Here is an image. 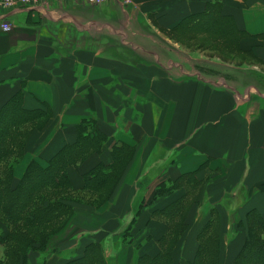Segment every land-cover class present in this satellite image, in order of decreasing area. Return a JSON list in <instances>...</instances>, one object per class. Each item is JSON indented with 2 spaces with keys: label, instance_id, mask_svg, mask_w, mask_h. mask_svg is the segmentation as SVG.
Returning <instances> with one entry per match:
<instances>
[{
  "label": "crops",
  "instance_id": "0c3cea01",
  "mask_svg": "<svg viewBox=\"0 0 264 264\" xmlns=\"http://www.w3.org/2000/svg\"><path fill=\"white\" fill-rule=\"evenodd\" d=\"M210 2L245 33L238 48L257 60L252 76L264 74V0H131L130 4L113 0L105 5L66 1L12 11L7 16L11 31L0 26V110L18 97L26 111L52 112L29 136L14 169L15 183L31 162L45 168L65 145L75 143L77 125L92 116L109 140L101 154H92L68 169L74 190L83 188L82 175L100 163L112 162L114 145L135 149L121 182L126 194L117 193L124 202L120 212V196L103 207L115 203L109 213L81 205L90 211L85 214L101 216L90 226L95 232L88 236L99 235V240L92 241L112 235L113 242L119 235L109 228L116 223L114 230H122L120 221L131 206L145 205L136 232L150 228L146 234L152 237L150 242L137 239L124 244L114 256L107 253L106 264H137L143 253L159 252L156 241L166 225L162 217L152 215L186 190L154 199L155 192L160 184L187 174L197 173L205 182L204 198L203 194L200 198L203 208L190 213L195 215L194 223H206L208 206H218L221 198L229 197L235 202L233 207H238V217L245 220L247 212L255 210L264 218V79L246 85L225 77L231 86L226 87L214 84L215 79L179 77L175 69L174 73L160 62L145 59L146 47H155L157 33H173L184 19L208 13ZM75 220L80 222L78 216ZM226 228L222 264H232L246 231L242 229L228 241L229 225ZM101 233L106 234L100 237ZM195 236L191 234L181 246L180 261L193 260ZM91 242L79 245V254Z\"/></svg>",
  "mask_w": 264,
  "mask_h": 264
},
{
  "label": "trees",
  "instance_id": "16d2710c",
  "mask_svg": "<svg viewBox=\"0 0 264 264\" xmlns=\"http://www.w3.org/2000/svg\"><path fill=\"white\" fill-rule=\"evenodd\" d=\"M209 6L208 13L184 19L174 32L180 28H187L195 34L199 29L193 31V22H207L214 25V33L217 36L231 37L230 49L233 47L240 52L239 43L233 42L245 36V33L236 27L233 19H224L220 15L216 3L210 2ZM212 18V21H208ZM20 104V99L15 97L0 110V219L10 229L7 235H3L0 226V244L6 245L5 255L0 259V264H29V258L34 252L50 251V241L70 227L76 217L77 207L83 203L78 198L71 200L70 194L75 195V192L79 191L74 190L68 169L78 167L92 154H101L109 140L97 127L95 116L84 119L77 125L75 143L65 145L45 168L31 162L22 179L13 186L14 169L23 157L29 136L43 126L45 115L49 112L50 116L52 114L51 111H26ZM134 154L135 149L131 146L114 145L110 150L112 158L110 164L100 163L82 175L84 184L79 193L87 196L97 194L100 197V203H96L93 208L97 209L99 205L112 200ZM204 184L205 182L197 177V173H193L184 175L175 182L162 183L158 186L154 199L183 188H186V193L171 205L153 213V218L162 217L166 231L156 241L159 252L154 255L143 253L137 264H222L226 227L229 224L231 225L228 241L242 229L246 231L244 244L232 264H264V218L255 210L248 211L243 220L236 215L238 207H233L235 202L229 199L230 197L223 200L221 198L220 205L212 204L207 208L210 209L208 213L210 218L206 223L201 224V221L194 223L191 220L195 216H190L191 211L197 209L200 211L202 207L200 198L202 194L204 198ZM55 194L59 198H53ZM143 204L142 202L137 207L131 206L120 221L121 233L124 231V234H121L116 242H113L112 235H108L102 241H92L84 247L80 256H77L80 246L76 245L77 247H72L68 253L65 251L67 262L64 264H106L107 253L114 256V251L119 250L122 245L134 244L137 239L138 242L143 240L145 230L136 232L139 230L137 222L145 206ZM220 211L226 218L224 226L222 223L224 217ZM234 224L236 228L231 230ZM91 225L93 224L90 222H80L84 229L80 234H92L89 231L92 229ZM50 226L55 230H50ZM191 234H196L197 247L193 260L185 263L177 258L176 250H180ZM151 238L147 237L148 240Z\"/></svg>",
  "mask_w": 264,
  "mask_h": 264
},
{
  "label": "rangeland",
  "instance_id": "374dc122",
  "mask_svg": "<svg viewBox=\"0 0 264 264\" xmlns=\"http://www.w3.org/2000/svg\"><path fill=\"white\" fill-rule=\"evenodd\" d=\"M212 20L213 18L209 19L208 21H212ZM197 25H198V28H197ZM213 26H214L213 24H210L207 22H198V23L193 22V31H195L196 29H199V31H197L195 34L190 32L189 29L187 28H184V29L180 28L173 33L162 31L160 32L161 35L157 33V35H155L153 38V40L156 41V45L155 47H146L147 54H146L145 59L148 61L150 59V60H153L154 62H160L161 65L169 68V70L174 71L175 69L179 77L188 78L186 76L192 75L191 78L199 77V79L208 80V82H210V80L215 79L214 81H212L214 82V84H218V85L226 86V87L230 85L227 84L226 81H229V80L225 79V77H231V78L235 77L236 80H243L244 83H247L246 85H248L250 81L255 82L256 79L258 78L264 79V74H261V73H258L259 76L257 75V78L252 76V73H256L255 72L256 68H254L253 65H256V66L259 65L256 62L257 60H255L253 54L251 52L241 53L239 51H236L233 47L232 49H230L231 48L230 47L231 37L226 36L225 38H221L217 36V34L214 33ZM205 30H207V32H204ZM242 38L243 36L240 39L239 38L235 39L233 43L234 44L239 43V40H241ZM167 39H170V41ZM257 71L263 72L261 71V68L259 67ZM208 72L211 75H209ZM154 174L155 173L153 172L152 174L148 175L150 177V180L153 179ZM120 181L122 180L120 179ZM14 184H17V182L15 183L13 181V186ZM163 184H167V182ZM120 187L121 185L118 187V189H116L115 194L113 195L112 199H114L115 197L116 199L117 197L119 199L120 195H118L117 193L122 194L123 196L126 194L127 189L125 188L121 189ZM183 190H186V188H183ZM79 192H75V195L73 193L70 194L72 196L71 200H77L78 198L81 202H83L82 203L83 206H86V207H89L95 210H99L108 204V203H104V204L99 205V208L97 209L93 208V206L96 203H100L101 201L99 195L89 194L87 196ZM217 193L218 192L216 191L215 196H218ZM60 194L64 195L62 193ZM123 196H120V200L117 201V209L118 208L121 209L122 205H124ZM53 198H59V197L57 196V194H55ZM138 199H137V204L140 201ZM115 206H116L115 203L113 205H108L106 208H103L104 210L102 209V211L107 212V213H109V211L112 212L114 211ZM134 207H137V206H134ZM77 208H78L77 209L78 212H80L78 217L80 216L81 213L90 212V211H87L89 209L84 210L81 205ZM119 209H118V212H120ZM219 209L221 210V208ZM88 215H91V214H88ZM73 221L70 227H68L66 230L65 229L63 230L64 232L69 231L67 235L65 236L62 235L63 237L61 236L57 240L52 239V241H50V244H49L50 245L49 252H46V253L34 252V254L31 255L29 258V261H30L29 264H64L67 262L66 254L59 255L61 253H59L58 251L63 250V252H65L66 250L68 253V251L76 245L79 246L81 244L91 242L92 240H95V239L99 240V235H93L91 237V236H88L87 233H85L84 235L80 234L81 232L84 231L83 227L80 226V222L78 220H75L74 222ZM95 222H92V224H94ZM0 226H1V233L3 232V235H7L10 232V229L7 228V226L4 223H2L1 219H0ZM52 226H50L51 227L50 230H55V228ZM107 226H110V223H108ZM116 226L117 224L115 223L114 226L109 228V230L113 231L115 235L118 234L120 237L121 234L122 235L124 234V231L121 233V229L114 230ZM139 226H141V224L138 225V229H139ZM80 228L81 230H78ZM233 228L235 230L236 228L235 224L233 225V227L231 226V230ZM92 229L89 231L92 232L93 234V232L95 231H93ZM146 230L144 231L145 233L143 232V235H142V238L144 237V239H147L146 234L150 233V228ZM104 234L106 233H101L100 237L104 236ZM87 236L88 238H86ZM115 239L117 240V236L115 237ZM150 240L151 239H149L148 241L150 242ZM55 246H61L62 248L61 249L55 248ZM5 250H6V245L4 243H1L0 244V259L4 258ZM176 252L178 253L179 256L182 254L180 250H176ZM81 253L82 252H80V254L77 256H80ZM176 257H177V254H176Z\"/></svg>",
  "mask_w": 264,
  "mask_h": 264
},
{
  "label": "built area",
  "instance_id": "2783aa9c",
  "mask_svg": "<svg viewBox=\"0 0 264 264\" xmlns=\"http://www.w3.org/2000/svg\"><path fill=\"white\" fill-rule=\"evenodd\" d=\"M84 2L92 5H105L113 0H0V26L3 31H11V25L7 22L10 12L36 9L41 6L49 7L52 3L59 2ZM124 4H130L131 0H122Z\"/></svg>",
  "mask_w": 264,
  "mask_h": 264
},
{
  "label": "bare ground",
  "instance_id": "6f19581e",
  "mask_svg": "<svg viewBox=\"0 0 264 264\" xmlns=\"http://www.w3.org/2000/svg\"><path fill=\"white\" fill-rule=\"evenodd\" d=\"M79 212H77L76 216H78ZM101 218V216L99 214H95V215H88V214H80V216L78 217V219L80 220V222H95L97 219ZM68 232L62 233L61 236H65L67 235ZM60 234H58L55 237V240L59 239L61 236H59ZM62 236V237H63Z\"/></svg>",
  "mask_w": 264,
  "mask_h": 264
}]
</instances>
